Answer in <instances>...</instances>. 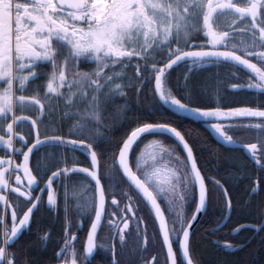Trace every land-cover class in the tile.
I'll return each mask as SVG.
<instances>
[{
  "label": "snow or ice",
  "instance_id": "obj_1",
  "mask_svg": "<svg viewBox=\"0 0 264 264\" xmlns=\"http://www.w3.org/2000/svg\"><path fill=\"white\" fill-rule=\"evenodd\" d=\"M84 62L94 63V68L82 71ZM209 65L227 66L233 77L238 72L248 76L246 85L232 84L233 89L264 93V0H0V145L12 151L11 156L5 151L0 157V204L13 209L10 225L6 212L0 216V264H31L11 248L30 224L44 193L49 208L59 210L57 183L79 185L80 190L73 193L74 209L64 194V237L55 253L56 264H79L76 232L85 217L90 225L83 246L85 261L99 247L111 252L110 264H124L116 244L110 248L97 244L99 231L107 228L109 238H118L122 249L128 236L139 241L143 231L146 248L151 217L161 248L166 249L164 264H199L191 251L197 215L217 198L231 210L232 200L219 179L202 171L185 134L168 122L143 120L122 133L110 155L99 144L102 137L104 143L114 139L104 137L101 129L124 127L128 90L139 102L147 88L155 103L204 120L225 143H236L226 134L229 128L256 130L259 149L257 143L241 147L264 172V103L230 107L217 94L214 107L192 104L203 95L191 83L192 77ZM45 67L50 71H42ZM179 67L185 69L184 83L174 93L168 80L171 70ZM42 76L45 83L29 90L30 83ZM116 96L125 97V103L117 106L119 125L110 123L116 113L107 111ZM61 104L64 116L73 120L67 134L63 125L49 131L50 124L43 119L50 121ZM240 118L256 120L244 123ZM148 136L173 138L182 146L183 157L164 148L166 160L155 152L146 154L147 147L160 146L155 140L134 155V146ZM46 146L82 150L90 164L77 167L75 159L54 161L56 170L48 169L51 175L40 187L39 165L30 167V158ZM17 154L22 162L14 159ZM36 188L40 195H34ZM251 191L264 193V179H258ZM12 194L15 199L10 203ZM141 205L148 217L140 215ZM188 206L194 207L191 215ZM73 210L81 221L75 231ZM255 230L264 232V223ZM39 238L46 243L50 233Z\"/></svg>",
  "mask_w": 264,
  "mask_h": 264
},
{
  "label": "trees",
  "instance_id": "obj_2",
  "mask_svg": "<svg viewBox=\"0 0 264 264\" xmlns=\"http://www.w3.org/2000/svg\"><path fill=\"white\" fill-rule=\"evenodd\" d=\"M93 68L94 63L84 62L80 65V69L86 72L91 71ZM42 71H50V67H45ZM184 72L185 69L183 67L171 70L168 86L174 90V93L181 91L180 86L184 83ZM128 75L132 76L131 71H129ZM44 79L43 77V80ZM247 80L248 76L244 72H238L236 77H233L227 66L217 67L209 65L199 70L192 77L191 83L196 88L203 90V95L194 99L192 104L200 107H214L215 96L218 94L221 98V103L226 106L257 107L258 103H264V93H259L254 89L250 90L246 87L242 91L231 87L232 84L246 85ZM36 85H39L38 81L29 86V90ZM124 103L125 97L120 96L114 98V103H109L107 111L116 113V119L110 123L114 125L120 124V114L117 112V106ZM127 104L129 106L126 110L128 119L125 121L124 127L117 126L112 128L110 136L114 137V139L111 143L103 144L100 147L101 150L110 155L111 150L116 148L119 144L122 133L125 130H130L135 127L138 122H142L143 120L171 123L185 134V137L193 147L198 164L200 166L201 164H205L206 169L210 173L219 174L221 177L219 179L223 180L229 190L232 200V213L226 223L227 227L232 230L234 227L246 223L256 224V226L260 225L261 221L264 219V209L261 208V204L264 202V193L257 191V194H251L250 197L248 196L253 186L251 182L253 179H256V176L253 177L255 174L254 168L248 165L246 158H243L244 161H241L239 168V171L245 173L246 179L238 182L236 180L238 176L235 172V162L238 158H242L241 155L234 151L224 150L222 147L215 144L206 128L199 122L190 118L179 117L165 109L160 103H155L153 98L149 95L147 88L141 95L139 102L137 101L135 92L128 90ZM136 117H139L140 120H136ZM43 119L50 124L49 131L56 130L57 127L63 125L65 134L68 133L69 126L73 122L71 115L67 117L64 116L63 104L60 105L50 121L47 117ZM241 120L247 123L249 119ZM106 129L108 128L101 129L104 133V137L109 135L105 132ZM241 129L244 133L248 132V130ZM22 131L26 133L28 131V126L25 125ZM41 131H44V128H42ZM159 137L162 138L164 149H173L175 142L171 138L167 136ZM32 139L34 140V135ZM15 146L19 148L20 144L17 143ZM23 150L26 151L27 149L24 148ZM5 151H7L9 155L8 149L6 150L0 145V157H4ZM154 152L157 154L158 158L163 155L165 160L167 159L166 152H162L161 150ZM62 158H66L69 162L75 159L77 167H88L90 164V158L79 149L75 151H64L59 147L46 146L39 150H35L30 158V167L35 169L37 165H39L38 184L40 187L44 186L47 181V176L51 175V171L48 169L50 168L52 171L56 170L55 167H53V162L60 161ZM15 159L17 162L23 161V157L18 154ZM61 166H63V164H61ZM226 172H229V174L227 175ZM19 174L23 176L22 172ZM34 174H36V172H34ZM257 175L259 176L258 179H264V172H261L259 167ZM225 179H227L228 182ZM235 182L238 183V185L235 184ZM54 189L57 190L59 210H51L49 208L47 205V194L44 193L43 201L38 209L34 211L30 224L23 228L19 239L11 248V251L18 253L22 259L30 260L31 264H55V253L62 246L64 237V194L65 192L70 194L68 197L69 207L70 209H74L76 201L73 198V193L80 190L79 185L72 183L66 185L57 183L54 185ZM34 195H40L39 188H36ZM14 199L15 194H12L10 203H12ZM223 209L224 202L219 198L208 205L207 212L192 235L191 251L193 256L199 261V264H264V232H258L250 239V234L253 233L251 229L243 228L235 236H229L228 233L225 235L220 230H214V225L216 221L220 219L219 215ZM70 215L72 216L73 227L81 222L78 213L74 210L70 212ZM87 220L88 218L85 217L83 223L89 222ZM7 223L9 225L11 224L10 214ZM44 232L50 233V238L46 243L42 242L39 238ZM261 234L263 238L260 237ZM226 236L228 240L224 239ZM247 239H250V241L244 244L241 249H238V245L240 244L236 242ZM223 241L228 243L226 247L215 244V242ZM230 242L234 243L235 247L230 246L229 249V245H231ZM80 260H82L81 256Z\"/></svg>",
  "mask_w": 264,
  "mask_h": 264
},
{
  "label": "flooded vegetation",
  "instance_id": "obj_3",
  "mask_svg": "<svg viewBox=\"0 0 264 264\" xmlns=\"http://www.w3.org/2000/svg\"><path fill=\"white\" fill-rule=\"evenodd\" d=\"M41 78H42V80H41ZM41 78L36 80V82L38 81L39 85L45 83V79L43 80V77H41ZM184 118H190V119H193L194 121L199 122L203 127L206 128L209 136L212 138V140L215 142V144L219 145L224 150L234 151V152H237L239 155H241L242 158H238L237 161L235 162V165H236L235 172L237 173V176H238L236 178V180L238 182L244 181L246 179L245 173L242 171H239L241 161H244L243 158H246L248 165L254 168L255 174L253 177L256 176L255 177L256 179H253L251 182L254 186V184L257 182V179L259 177L257 175L259 166L255 164L252 157L249 155L248 151H246L244 149H236L235 146L237 144L248 143L246 141H250V143H258V140L256 137V130H249L248 133H244L241 128H229V130L227 131L226 134L232 135L233 139L236 141V143L228 144V143H225V141L218 134H216L214 131H212L209 124L206 123L204 120L199 119V118H195V117H189V116L184 117ZM252 119L255 122L256 118H252ZM239 129H241V130H239ZM111 131H112V129L111 130L106 129L105 132H107L109 135H106L105 137L110 136ZM212 134H215L216 136H214ZM245 138H247L248 140H246ZM154 140L158 141L160 144V146L156 147V149L161 150V148H163L161 137H156V136L142 137L141 140L138 141L137 144L134 146V155H139V152L136 151L137 149H139L140 151H145L146 147L148 145H151L152 141H154ZM220 140H222L224 143H221ZM103 144H105V143L103 142V138H101L99 148ZM152 149H153V147H147V150H152ZM172 150H173L174 154L179 153L183 157L184 154L182 153V149L179 146V144L175 143V145H173ZM227 165H228V163H227ZM201 168H202V171L207 173L208 175H210L216 179L221 178L219 174L210 173L206 169L205 164H203V165L201 164ZM229 172H226V174L228 175ZM219 180L221 181L222 184H224L225 188L227 189L223 180H221V179H219ZM225 180L227 181V179H225ZM235 184L238 185V183H236V182H235ZM251 194H257V192L251 191V192H249L248 196L250 197ZM109 203H110V201H109ZM106 207H107V205H106ZM140 207H141L140 215L148 217L147 209H144L143 205H141ZM207 208H208V206H207ZM193 212H194V207L188 206V214L191 215ZM206 212H207V209L204 212L202 218L204 217ZM231 213H232V207H231V210H229V208L224 203V209L220 212V215H219L220 219L218 221H216V223L214 225L215 231L220 230L225 235H227V233H228L229 236H235L236 234H238L240 232V230H242L243 228H247V229H251L253 231V233L250 234V239L259 232V231L255 230V228H257L258 226H256V224H252V223L241 224V225L234 227L232 230H230V228L227 227L226 223L228 222V219H229ZM202 218H201V220H202ZM262 223H264V219L261 221L260 224H262ZM64 224H65V219H64ZM89 226L90 225L88 222L82 223V226L80 227L79 231L76 232L78 239L75 241V246H76V249H77V247H79V249H78L79 254L84 255L83 246H84L86 238H87V231H88ZM134 226H135L134 222L131 223L130 229L134 228ZM141 228L144 229L145 225H141ZM195 229H194V231H195ZM237 229H239V231H237ZM72 231H75V226L72 228ZM194 231L192 232V235H193ZM146 232H147V238H148V245L146 248L143 246V242H142L143 241V235H144L143 231L141 232V239L139 241L137 240L135 235L128 236L126 238L127 245L125 248L122 249L119 246L118 238L110 239L109 237L111 236V233H109V231L105 227H102L98 233L97 244L102 243L107 248H110L113 244H116L117 245L116 251H117V253L121 254V259L124 261V264H128L129 261H131L132 264H144V261H147L148 264H155V262L152 259L153 257L156 258V261H158V264H164L166 249L161 248L160 240L156 237V230H155V227L152 223L151 217H148V219H147ZM260 237L263 238V235L261 234ZM224 239L228 240V237L226 236ZM250 239L243 240L240 242H236V243L240 244V245H238V249H241V247L244 244H247L250 241ZM215 244H220V245H223L224 247H226L228 245V243L226 241L215 242ZM230 244H231V246L235 247L234 243L230 242ZM177 248H178V246L174 244V250H177ZM229 249H230V247H229ZM229 249H227V250H229ZM177 255L179 257V251H177ZM110 259H111V252L110 251H105V250L97 247L94 255L88 261H85V264H110Z\"/></svg>",
  "mask_w": 264,
  "mask_h": 264
},
{
  "label": "water",
  "instance_id": "obj_4",
  "mask_svg": "<svg viewBox=\"0 0 264 264\" xmlns=\"http://www.w3.org/2000/svg\"><path fill=\"white\" fill-rule=\"evenodd\" d=\"M157 99H158V98H157ZM161 104H162V103H161ZM163 106L167 107L166 105H163ZM181 147H182V146H181ZM205 210H206V209H204L200 214L197 215V219H196V221L194 222L191 231H193L194 228L196 227V225L199 223V221H200V219H201L203 213L205 212Z\"/></svg>",
  "mask_w": 264,
  "mask_h": 264
},
{
  "label": "rangeland",
  "instance_id": "obj_5",
  "mask_svg": "<svg viewBox=\"0 0 264 264\" xmlns=\"http://www.w3.org/2000/svg\"><path fill=\"white\" fill-rule=\"evenodd\" d=\"M174 111V110H173ZM178 114H183V113H178ZM196 118V117H195ZM246 140H248L247 138H245Z\"/></svg>",
  "mask_w": 264,
  "mask_h": 264
}]
</instances>
